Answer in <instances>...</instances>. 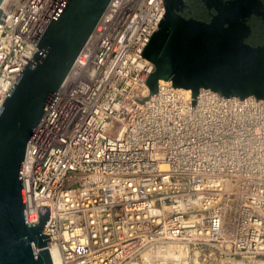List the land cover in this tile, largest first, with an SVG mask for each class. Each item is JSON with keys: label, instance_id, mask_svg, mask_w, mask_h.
Listing matches in <instances>:
<instances>
[{"label": "built area", "instance_id": "obj_1", "mask_svg": "<svg viewBox=\"0 0 264 264\" xmlns=\"http://www.w3.org/2000/svg\"><path fill=\"white\" fill-rule=\"evenodd\" d=\"M60 2L5 1L0 105ZM160 2L108 0L26 140V221L49 204L43 233L59 264L264 259L258 111L212 98L194 106L162 84L144 104L134 99L149 94L154 64L140 53Z\"/></svg>", "mask_w": 264, "mask_h": 264}, {"label": "water", "instance_id": "obj_2", "mask_svg": "<svg viewBox=\"0 0 264 264\" xmlns=\"http://www.w3.org/2000/svg\"><path fill=\"white\" fill-rule=\"evenodd\" d=\"M107 2L61 0L0 105V264H53L43 233L49 204L37 205L38 222L26 221V140ZM160 7L140 53L154 64L144 83L149 94L136 101L157 94L159 83L194 106L203 87L224 100L264 99V0H161Z\"/></svg>", "mask_w": 264, "mask_h": 264}, {"label": "bare ground", "instance_id": "obj_3", "mask_svg": "<svg viewBox=\"0 0 264 264\" xmlns=\"http://www.w3.org/2000/svg\"><path fill=\"white\" fill-rule=\"evenodd\" d=\"M115 1V0H113ZM135 0H116V2L118 4H121V3H132L134 2ZM157 2H153L152 4H156ZM159 84H162V85H165L164 83H159ZM148 91H149V88H148ZM149 93V92H148ZM217 92H213L212 90H209L208 88H200L198 91H197V97H195L196 100H198L199 102H203L204 100L206 99H215L217 101V103L221 104V103H225L227 104L228 107L230 106H236L237 108L240 107V108H243L245 107V105H248L246 107L250 108L252 107L253 109H256V111H258L256 113V119L255 117L253 118H250V123L252 122H255L256 123V126L255 127H251V129L253 130V132H264V99H256L254 98L252 95H250L249 97H246L245 99H241V100H224V97H220L218 95H216ZM184 98H187V101L188 102H191V97H184ZM237 110V109H236ZM237 113V112H236ZM249 125V124H248ZM52 260H53V264H59V260H58V257L55 253L52 252ZM245 264H264V259H253V260H249L248 262H245Z\"/></svg>", "mask_w": 264, "mask_h": 264}]
</instances>
